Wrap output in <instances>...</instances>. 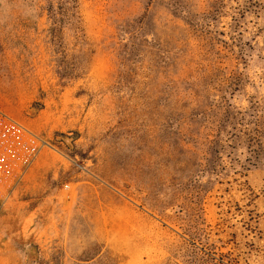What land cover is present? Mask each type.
Here are the masks:
<instances>
[{"label": "rangeland", "instance_id": "374dc122", "mask_svg": "<svg viewBox=\"0 0 264 264\" xmlns=\"http://www.w3.org/2000/svg\"><path fill=\"white\" fill-rule=\"evenodd\" d=\"M0 108V264H264V0H0Z\"/></svg>", "mask_w": 264, "mask_h": 264}, {"label": "built area", "instance_id": "2783aa9c", "mask_svg": "<svg viewBox=\"0 0 264 264\" xmlns=\"http://www.w3.org/2000/svg\"><path fill=\"white\" fill-rule=\"evenodd\" d=\"M46 142L0 108V214Z\"/></svg>", "mask_w": 264, "mask_h": 264}]
</instances>
